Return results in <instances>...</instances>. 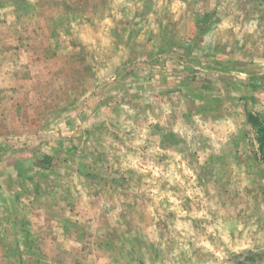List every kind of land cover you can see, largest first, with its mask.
<instances>
[{"label":"rangeland","instance_id":"obj_1","mask_svg":"<svg viewBox=\"0 0 264 264\" xmlns=\"http://www.w3.org/2000/svg\"><path fill=\"white\" fill-rule=\"evenodd\" d=\"M264 0H0V264H264Z\"/></svg>","mask_w":264,"mask_h":264},{"label":"trees","instance_id":"obj_2","mask_svg":"<svg viewBox=\"0 0 264 264\" xmlns=\"http://www.w3.org/2000/svg\"><path fill=\"white\" fill-rule=\"evenodd\" d=\"M247 122L254 130V139L260 154L264 157V115L247 110Z\"/></svg>","mask_w":264,"mask_h":264}]
</instances>
